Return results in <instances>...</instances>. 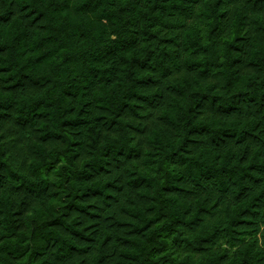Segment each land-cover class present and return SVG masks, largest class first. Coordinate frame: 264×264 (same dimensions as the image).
<instances>
[{
    "label": "trees",
    "instance_id": "obj_1",
    "mask_svg": "<svg viewBox=\"0 0 264 264\" xmlns=\"http://www.w3.org/2000/svg\"><path fill=\"white\" fill-rule=\"evenodd\" d=\"M0 264H264V0H0Z\"/></svg>",
    "mask_w": 264,
    "mask_h": 264
}]
</instances>
